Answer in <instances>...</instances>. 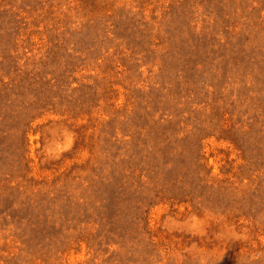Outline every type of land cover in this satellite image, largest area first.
Segmentation results:
<instances>
[{
    "label": "rangeland",
    "instance_id": "rangeland-1",
    "mask_svg": "<svg viewBox=\"0 0 264 264\" xmlns=\"http://www.w3.org/2000/svg\"><path fill=\"white\" fill-rule=\"evenodd\" d=\"M0 264H264V0H0Z\"/></svg>",
    "mask_w": 264,
    "mask_h": 264
}]
</instances>
